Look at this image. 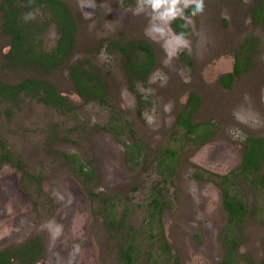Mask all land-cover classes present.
I'll return each mask as SVG.
<instances>
[{
    "label": "rangeland",
    "instance_id": "rangeland-1",
    "mask_svg": "<svg viewBox=\"0 0 264 264\" xmlns=\"http://www.w3.org/2000/svg\"><path fill=\"white\" fill-rule=\"evenodd\" d=\"M63 1L76 18V40L69 60L50 73L9 65L12 37L2 33L0 16V81L12 84L25 78L46 80L74 107L62 111L25 98L16 104L1 103L0 107V140L6 144L9 157L41 178L42 191L37 195L33 186L17 188L18 178L10 185L11 190H22L26 199H32L34 211L28 212L26 219L36 217L37 227L44 223V228L34 232L43 239V247L56 244L54 228L66 212L71 221L68 234L74 235L76 230L83 233V245L71 249L79 250L73 264H123L119 251L129 242L138 248L132 264H149L148 256L156 264L260 263L264 196L242 178L235 179L238 185L233 183L230 194L240 196L249 211L238 231L234 224L237 245L232 247L231 236L227 237L225 229L221 232L226 216L219 191L191 178L198 168L223 173L230 166L219 162L218 168L212 169L203 164L204 158L194 160L199 149L215 155L214 161L216 157H230L228 152L239 147L235 162L231 159L234 167L245 139L264 137V23L252 19L257 0H203L201 11L195 3L185 5L180 0L175 16L167 15L169 5L154 9L147 0ZM190 6L195 12L187 19V36L181 37L169 22L186 16ZM36 17L45 22L41 15ZM40 30L41 49L48 52L57 39L55 27L46 23ZM246 39L251 42L245 44L243 55L240 47ZM128 40L148 43L156 56V69L145 84L129 86L122 59L108 47V41ZM235 59L244 70L224 88L216 81L217 73L232 72ZM77 61H87L98 73L107 90V106L86 102L77 95L68 75L69 65ZM192 93L199 99L194 122H209L215 129L203 147L195 146L182 132L174 134L172 127ZM143 97L146 102L142 111L138 106ZM118 121H126L136 137L142 135L147 141L140 139L150 142L145 164L138 169L104 157L102 148L107 143L101 136L105 132L98 128ZM122 139L126 141V136ZM166 148L178 151L177 158L170 168L162 170L159 157ZM57 152L77 154L86 164L91 163L96 170L98 167V179L89 187L115 197L117 219L126 210L123 228L108 227L105 214H101L103 205L85 193L81 180L65 168ZM7 169L13 170L10 166ZM154 187L160 192L162 204L160 220L158 215L155 217L154 238L150 239L145 204ZM162 224L170 255H161L159 249ZM58 255V264L71 262L58 259ZM40 264H53L52 257Z\"/></svg>",
    "mask_w": 264,
    "mask_h": 264
},
{
    "label": "trees",
    "instance_id": "trees-1",
    "mask_svg": "<svg viewBox=\"0 0 264 264\" xmlns=\"http://www.w3.org/2000/svg\"><path fill=\"white\" fill-rule=\"evenodd\" d=\"M194 12V7L190 6L186 14L193 15ZM0 14L2 33L12 37L10 52L7 56L10 66L34 68L50 73L61 67L72 56L76 40L77 21L63 0H1ZM37 15H41L45 22H41L36 17ZM252 19L255 23H264V0H257V6L252 12ZM46 23L54 26L57 33L55 45L48 52L41 49L37 33V31H41L40 29ZM169 23L176 33L183 37L187 36V24L181 18L174 17ZM250 42L251 39H246L244 45H241L243 55L245 44ZM253 43L255 44V42ZM108 44V47L112 51L118 52L122 58L123 71L126 76L134 75L144 79L146 73L154 64L153 50L148 43L131 40L122 42L109 41ZM251 48L253 49L254 46L251 45ZM243 70L244 68L236 63L233 74L236 76ZM68 75L79 97L83 100L87 102L97 99L100 102L103 101L102 95L105 94V88L102 84H97L101 78L87 61H77L69 65ZM231 82L232 75L227 74L221 78L220 83L222 87L228 88ZM22 96L34 98L42 103L51 101L57 106H65L66 109L73 110L70 106L71 104L62 99L56 88L43 79L25 78L15 84H7L0 81V104H14ZM198 105V97L190 95L187 109L182 111L175 120L174 134L182 132L183 135L191 137V142L194 145L205 144L213 137L215 132L212 123H191V116ZM0 149L3 154L2 158L12 162L7 146L1 140ZM176 153V150L169 148L161 152L162 170L170 168L175 158H177ZM70 157L74 158L73 156ZM80 171L83 174L81 168ZM235 172L236 174L233 176L232 181L225 183L226 186L222 188L223 207L228 216L226 231L233 234V238L230 241L232 247L237 245L236 233L233 227L236 226V231H238L249 210L247 204L243 202L240 196L230 194L229 187L235 182L238 185L237 181H233L234 179L242 178L250 188L264 196V137H248L245 139L241 163ZM195 176L200 177L199 173L195 174ZM102 203L105 204L102 214H105L104 218L108 227L110 229L123 228L127 219L126 210L117 219V206L113 200L104 198ZM160 207L161 205L156 197L150 194V198L145 205L148 230L150 231L148 237L150 239L154 238L152 231L155 229V217L158 215V221L160 220ZM158 235L161 255H170L169 246L163 234L159 233ZM137 252L138 248L134 243L129 242L120 249V260L123 264H132L135 262ZM148 258L146 263L156 264L151 256H148ZM249 264L253 263L249 262ZM258 264H264V246L263 257Z\"/></svg>",
    "mask_w": 264,
    "mask_h": 264
},
{
    "label": "flooded vegetation",
    "instance_id": "flooded-vegetation-1",
    "mask_svg": "<svg viewBox=\"0 0 264 264\" xmlns=\"http://www.w3.org/2000/svg\"><path fill=\"white\" fill-rule=\"evenodd\" d=\"M0 3H1V0H0ZM0 16H1V14H0ZM186 16L179 17V18H181L187 24V22H188L187 19L190 18L189 16H192V15H186ZM176 34L179 35L178 33H176ZM179 36H181V35H179ZM128 41H131V40H128ZM118 42H120V41H118ZM240 51H241V47H240ZM242 53H243V51H242ZM118 55H119V53H118ZM153 55H154V64L150 68V70L146 73L144 79H140L139 77L134 76V75L127 76L128 80H129V86H135L136 84L142 85V84H145L146 81H148V79L150 78V76L152 75V73L156 69L155 68L156 56H155L154 52H153ZM119 57H120V55H119ZM235 64H236V59L234 60V65ZM123 68L124 67L122 65V70H123ZM233 69H234V67H233ZM217 74H218V76H217L216 81L220 85H221V83H220L221 78H223L225 75L231 74L232 75V82L236 77L233 74V71L230 73L218 72ZM125 76H126V74H125ZM232 82H231V84H232ZM12 84H15V83H12ZM97 84H102L104 86L105 94L102 95V98H103L102 102H100L98 99L93 100V101L97 102L100 105L107 106L108 105V101L106 99L107 90H106V87H105L102 79H100V82H97ZM231 84H230V86H231ZM76 93H77V91H76ZM58 94L62 97V99L69 102V100H68L69 98H67L65 95H63L59 92H58ZM77 95H78V93H77ZM190 95H194V93L189 94L187 96L186 103L184 104V108L182 107V109L178 112L175 119L173 120V126L172 127L174 128V130H175V120H176L177 116L182 111L187 109L188 99H189ZM23 98H25L26 101L34 100V102L40 103V105H45L48 108L60 109L62 111L66 110L65 106H57V105L53 104L51 101L45 102L46 103L45 104L42 102H38L36 99L31 98V97L22 96L20 99H23ZM20 99L16 100L14 102V104H16L18 101H20ZM136 102H137V100H136ZM144 102H146V97H143L141 107L138 106V110L142 109V111H143V109L145 107ZM1 106H2V104H0V107ZM70 106L72 108H74L72 106V104ZM197 108L194 111L193 115L191 116V123L192 124L198 123V122H194ZM0 112H1V109H0ZM112 118H114V117H112ZM98 130L105 132V134L101 136L102 137L101 139H104L107 143L102 148V151L104 153V157L106 159L116 158L117 162L122 161L121 162L122 166L124 164L128 165L130 167V169H134V168L138 169L145 164L144 163L145 158H146L145 151H146V149L149 150L148 144H150V142L148 144L145 143L143 140L147 141V139L145 137H143L142 135H140L141 137H136L134 128H132V126H129V124L126 123V121H124L122 123H120V121H118V123L110 122L108 125L105 124V125L101 126L100 128H98ZM123 135L126 136V141L122 139ZM188 137L189 136H186V139ZM140 138H143V140ZM189 138L191 140V137H189ZM117 140H119V142H117ZM100 143H101V140L99 141V145H100ZM114 144H116V145H114ZM201 146L203 147V144L200 145V147ZM238 150L240 153L239 147L235 148L233 150V153L228 152V155L231 158L225 157L224 159L223 158L221 159V158L216 157V159L214 161H211V160L214 159L215 155H209V154H206L205 152H201V151H203L202 148L199 149L197 151L198 153L194 155V160H196V158H200L201 160H202V158H204L203 164L204 163L207 164L208 166H210L209 168H212V169L218 168V167H216V164H218L219 162L223 166L230 165L229 168L227 169L228 171H225L223 173H214V171H217V170H208V169H204V168L203 169L198 168L197 171L193 172L191 175V178L194 180H197V182L204 183V185H206V186L211 185V187L213 189L216 188L219 191V196L221 199V206H222L223 211H224V207H223V198H222V188L226 186L225 183H229L230 181H232L233 176L236 174L235 170L237 169V167L241 163L242 154L244 151V146H243V149H242L241 154L239 156L240 159H239L238 164L233 167L232 164H233V162H235V157H236V155L239 154ZM220 152H222V151H220ZM56 154L62 158V160L65 164L64 165L65 168L66 169L68 168L71 172H73L74 176L77 179L81 180V183L83 184L82 188L85 191V193L90 198L95 199L98 202H100L103 205V209L105 207L104 203H102L103 198H111L113 200L114 204L117 205L115 200H114L115 197L109 196L108 194L103 193V192H99V191L96 193L93 191V188H91L92 184L96 181V178L98 179V176H99L98 172H97L98 167L96 170V168L91 167V163L86 164L83 161V159H81V157L77 154H67V153H61L60 154L58 152ZM2 155L3 154H2V151L0 149V264H40V262L44 263L45 260L47 262L48 259H50L51 257L53 260V264H58V261L55 258L56 254H59L57 256V258L59 257L61 259H65V260L66 259L71 260V262L69 264H73V261L76 257V254L79 253L78 252L79 250L72 251L71 249L77 245H78V247H81L83 245V240H81V237H80V235L83 233L79 230H76L77 233H75L74 235L68 234L69 227L71 226V223H70L71 221H68L70 219L67 218V213L65 212L61 216L60 225L54 228L55 236L53 238V241L56 244H54V245L48 244L47 247L46 246L43 247V239L41 237L35 235L34 232L37 230V228L39 230L44 228V223H42L41 226L37 227V225H36L37 218L36 217L26 219V214L28 212L34 211L35 205L32 202V199L31 198L26 199L25 195H23L21 192L22 190L21 191L19 189H17V191L11 190L12 186L10 185V183L13 184L12 180L16 179V181H17V178H18V181L16 182V184L18 185L17 188L19 187L22 189V187H24V185L33 186L35 188V191H33V193L35 195H37V191H39V192L42 191L41 178L37 174L29 172L25 164H24L25 166H23L22 164L19 163V161H13V162L6 161L5 159L2 158ZM70 156H73L74 158H71ZM159 159H161V155H160ZM231 159H233V162H231ZM21 163H23V162L21 161ZM9 166L12 167L13 170L14 169L15 170L13 171V170L7 169V167H9ZM114 166H115V164H113V167ZM122 166H120V169H122ZM203 166H205V165H203ZM80 168L83 170V174L80 171ZM111 169H112V166H111ZM197 173H199L200 177L195 176V174H197ZM236 177H238V176H236ZM19 178L21 181L19 180ZM215 179H218L217 183L214 181ZM233 181H235V179ZM89 185H91V187H89ZM232 186H233V184L230 185L229 189H231ZM216 189H215V191H216ZM150 194H153L156 197V199L160 205L162 204L161 199H160V192H158L156 187H154L153 189L152 188L150 189V191L148 193L147 201L150 198ZM49 197L52 199L51 196H49ZM204 199H206V198H204ZM209 199H211V198H209ZM147 201H146V203H147ZM208 205H209V203L206 202V206H208ZM224 213H225L226 219H225L224 226H223L221 232H224V229H225L224 233L227 235V237L231 236V237H229L230 241H231V239L233 238V236H232L233 234H230L226 231L228 216H227V213L225 211H224ZM209 215H212V213H210ZM63 219H66L67 222H65V220H63ZM162 232H163V237H164L165 241L167 242V245L169 246L168 241L166 239L163 224H162ZM88 242L89 241L87 240V243Z\"/></svg>",
    "mask_w": 264,
    "mask_h": 264
},
{
    "label": "clouds",
    "instance_id": "clouds-1",
    "mask_svg": "<svg viewBox=\"0 0 264 264\" xmlns=\"http://www.w3.org/2000/svg\"><path fill=\"white\" fill-rule=\"evenodd\" d=\"M147 2L151 4L154 9H159L162 4H167L169 5L167 15L175 16L176 5L180 3V0H147ZM189 2L196 4L197 11H201L203 9V0H184L185 5Z\"/></svg>",
    "mask_w": 264,
    "mask_h": 264
}]
</instances>
